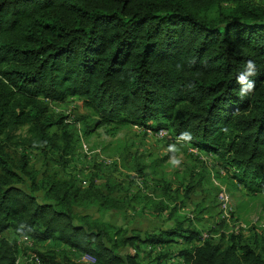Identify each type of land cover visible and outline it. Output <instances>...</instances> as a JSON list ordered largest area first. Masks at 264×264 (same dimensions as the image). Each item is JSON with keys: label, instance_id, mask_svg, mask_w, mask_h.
Masks as SVG:
<instances>
[{"label": "trees", "instance_id": "1", "mask_svg": "<svg viewBox=\"0 0 264 264\" xmlns=\"http://www.w3.org/2000/svg\"><path fill=\"white\" fill-rule=\"evenodd\" d=\"M249 60L255 88L241 97L237 77ZM70 97L82 98L93 119L85 139L112 125L166 131L185 149L217 158L219 171L237 184L263 193L264 0H0V234L55 240L93 260L33 252L18 263L16 241L0 237V264H173L172 257L264 264V238L254 227L202 241L193 222L212 207L201 200L181 211L203 175L191 172L175 190L157 184L160 200L146 210L164 214L168 226L141 234L127 223L144 210L132 187L144 184L147 165L136 161L125 178L95 167L85 185L51 169L78 147L76 128L51 111ZM22 126L34 141L27 148L51 155L36 172L26 150L17 159L8 147L7 136ZM174 238L184 247L164 250ZM192 242L198 245L186 246Z\"/></svg>", "mask_w": 264, "mask_h": 264}, {"label": "rangeland", "instance_id": "2", "mask_svg": "<svg viewBox=\"0 0 264 264\" xmlns=\"http://www.w3.org/2000/svg\"><path fill=\"white\" fill-rule=\"evenodd\" d=\"M51 111L54 115L66 117L65 123H69L71 129L75 127V132L78 135V147L75 151L70 154L68 152L66 158L59 162H57V159L51 165V169L63 173L64 178H72V180L81 181L82 185H85V175L92 173L93 170L95 171V167L104 170L107 167L114 175L119 177L121 175L125 178L127 174H130L131 167L138 163L136 161L148 166L144 172L146 175L144 184L141 181L138 182V185H140L138 186L140 187L139 190L136 186L132 187L134 193L139 194L140 200L136 199L137 209L139 211L144 209L137 215L138 219L136 221L131 220V223H127L129 228H135L134 231L138 230V232L144 234L146 231L168 226V223L163 219L164 216L158 219V216L147 213L146 209L153 204L156 205L160 200L161 191L154 189H158L155 188L157 184L162 185L166 182L172 190H175L179 185L187 182L189 174L192 172L194 179L198 175H203L204 179L202 185L197 187L196 196L188 204V211L194 210V204L196 205L201 200L206 204L204 207H212L211 214L207 212L199 216L202 219L201 222H193L194 228L200 233L202 241L207 237L218 239L226 231H240L246 234L251 230V227L260 231L264 238V192L257 193L247 190L232 180L229 174L225 176L224 172L219 171L217 158L213 160L211 156L190 147L185 149L184 143L174 140L166 131L151 134L145 132L142 128L132 126H119V129L114 127L115 125L101 127L85 139V125L89 119H91V122L93 119L90 117L89 110L85 108L82 98L70 97L63 102L52 103ZM113 128L117 130L110 135L109 133ZM50 132L59 136V131L55 128L51 129ZM7 137L8 147L17 159L20 153L26 150L30 160L29 169L32 171H38L37 169H40L43 165V158L51 156L50 154L47 156L46 149L37 151L27 148L29 144L34 143L29 126H22L14 130ZM69 144L72 145L73 140ZM170 146H175L177 151H172ZM123 155H131L135 161H132V159L129 160L130 162H124ZM52 156L54 159L55 154H52ZM162 158L164 160L159 162ZM173 159H179L180 163L174 165L172 163ZM63 161H66V166L61 168L55 166V163L58 165ZM23 186L25 187V185ZM159 187L161 189V186ZM147 195L152 197L148 203ZM180 200L181 197L176 202L179 203ZM164 201L166 202V199ZM188 216L194 220V216L190 212ZM222 220H225L224 227L218 226V223ZM0 237H4L10 242L16 241L19 254L18 263H25L33 255V252H51L58 261H62L64 257L73 262L93 261L89 257L79 256L75 251L55 240L38 242L16 237L10 231L3 232ZM181 241L176 239L173 243L165 245L163 249L173 252L178 251V249L184 247V245H180ZM194 244L198 245V243ZM148 259L149 257L145 258V260ZM169 263L184 264L174 257L170 259Z\"/></svg>", "mask_w": 264, "mask_h": 264}, {"label": "clouds", "instance_id": "3", "mask_svg": "<svg viewBox=\"0 0 264 264\" xmlns=\"http://www.w3.org/2000/svg\"><path fill=\"white\" fill-rule=\"evenodd\" d=\"M254 75H256L255 62L252 60H249V61H247L246 65H245V70L242 71L237 77V82L240 83L241 85H244V87L241 88V90L239 92V95L241 97L249 95L253 91V89L255 88V82L248 79L249 77L254 76ZM182 136L190 138L189 133H182ZM170 149L172 151H177L175 146H170ZM172 163L174 165H178L180 163V160L179 159H173Z\"/></svg>", "mask_w": 264, "mask_h": 264}, {"label": "crops", "instance_id": "4", "mask_svg": "<svg viewBox=\"0 0 264 264\" xmlns=\"http://www.w3.org/2000/svg\"><path fill=\"white\" fill-rule=\"evenodd\" d=\"M188 210H189V208H184L183 210H181L183 213H186V212H188ZM147 213L149 214V215H154V216H158L157 218L159 219L161 216H165L164 214H160V215H156V214H154V213H151V212H149V211H147ZM138 214H139V212H138ZM138 214H136V216L138 215ZM164 219V218H163ZM201 219V218H200ZM202 221V219L201 220H199L198 222H201ZM132 221L130 220V222L129 223H131ZM153 230H155V229H153ZM174 240H176L175 238H174ZM181 240V239H180ZM195 242H192L191 244L190 243H188V244H186V246H188V247H191L193 244H194ZM171 244V243H170ZM169 245V244H168ZM180 245H182V242L180 243ZM165 247V246H164Z\"/></svg>", "mask_w": 264, "mask_h": 264}, {"label": "built area", "instance_id": "5", "mask_svg": "<svg viewBox=\"0 0 264 264\" xmlns=\"http://www.w3.org/2000/svg\"><path fill=\"white\" fill-rule=\"evenodd\" d=\"M201 240H202V239H201ZM88 262H92V261L88 260Z\"/></svg>", "mask_w": 264, "mask_h": 264}]
</instances>
